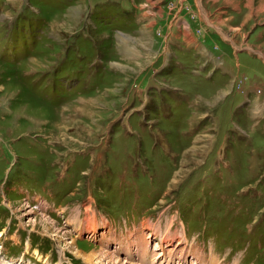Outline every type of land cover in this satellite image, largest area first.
<instances>
[{"label":"rangeland","instance_id":"1","mask_svg":"<svg viewBox=\"0 0 264 264\" xmlns=\"http://www.w3.org/2000/svg\"><path fill=\"white\" fill-rule=\"evenodd\" d=\"M196 1L0 0V264H264V0Z\"/></svg>","mask_w":264,"mask_h":264},{"label":"crops","instance_id":"2","mask_svg":"<svg viewBox=\"0 0 264 264\" xmlns=\"http://www.w3.org/2000/svg\"><path fill=\"white\" fill-rule=\"evenodd\" d=\"M196 2H198V1H196ZM222 63L224 64V61ZM224 68L226 69V67H224ZM262 96H263V91H259V92L258 91H255L253 93V95L252 96H249V97L253 98L255 105H258L259 103H262L264 101L262 99L263 98ZM257 110H259V112H262V109H260L259 106L257 107Z\"/></svg>","mask_w":264,"mask_h":264}]
</instances>
